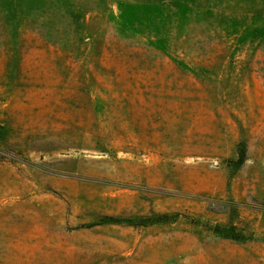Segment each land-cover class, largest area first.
<instances>
[{"label":"rangeland","instance_id":"1","mask_svg":"<svg viewBox=\"0 0 264 264\" xmlns=\"http://www.w3.org/2000/svg\"><path fill=\"white\" fill-rule=\"evenodd\" d=\"M0 264H264V0H0Z\"/></svg>","mask_w":264,"mask_h":264},{"label":"trees","instance_id":"2","mask_svg":"<svg viewBox=\"0 0 264 264\" xmlns=\"http://www.w3.org/2000/svg\"><path fill=\"white\" fill-rule=\"evenodd\" d=\"M245 158V146L243 144V142L241 141L239 143L238 146V150H237V157L234 159L233 164L234 167L237 168L239 167L243 160ZM153 216H155L156 218H166L167 214L165 213H161V214H157L154 212H151L149 215L146 216H128V217H117V216H113V215H106L103 216L102 219L100 220V222L103 223H119V222H125V223H129V224H145L147 222V220H149L150 218H152Z\"/></svg>","mask_w":264,"mask_h":264}]
</instances>
